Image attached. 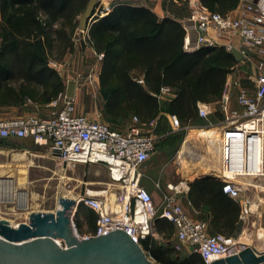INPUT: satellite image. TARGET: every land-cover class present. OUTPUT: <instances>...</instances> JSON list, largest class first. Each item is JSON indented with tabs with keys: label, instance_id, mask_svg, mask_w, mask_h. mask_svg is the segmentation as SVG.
<instances>
[{
	"label": "trees",
	"instance_id": "16d2710c",
	"mask_svg": "<svg viewBox=\"0 0 264 264\" xmlns=\"http://www.w3.org/2000/svg\"><path fill=\"white\" fill-rule=\"evenodd\" d=\"M239 1L200 0V4L224 15ZM88 2L0 0V108L21 107L27 100L46 104L64 92L63 81L50 62L73 51L78 18ZM184 38L181 23L160 19L145 7L116 5L104 17L96 18L86 41L103 55L99 82L105 94L106 120L124 121L136 116L142 123H149L157 117L175 115L187 124L198 120L199 102L220 99L227 77L238 62L222 47L187 52ZM135 69L144 72L142 84L131 76ZM164 88L176 92L174 99L160 100ZM221 188L222 183L216 180H196L189 196L195 206L209 208L211 233L232 236L240 207L223 195ZM84 219L89 225L96 222L95 215L88 214ZM155 225L158 228V221ZM75 226L81 228L78 221ZM141 246L158 264H204L197 254L182 260L174 258L177 252L162 247L153 237L142 241Z\"/></svg>",
	"mask_w": 264,
	"mask_h": 264
},
{
	"label": "built area",
	"instance_id": "2783aa9c",
	"mask_svg": "<svg viewBox=\"0 0 264 264\" xmlns=\"http://www.w3.org/2000/svg\"><path fill=\"white\" fill-rule=\"evenodd\" d=\"M181 24L185 31L184 50L187 52L203 47H222L229 52L231 48H236L243 58L246 52L253 51L264 59V4L245 3L238 16L211 12L197 4ZM191 35L195 36L194 40ZM235 39L240 41L238 48ZM262 67L263 64H260L253 92L240 89L235 110H229L228 83H225L226 89L220 97L223 117L211 125L216 132L219 131L221 145V172L216 176L222 183V193L239 200L242 219L249 213L251 205L249 200L241 198L246 188L239 180L264 176ZM169 90L164 88L161 94ZM50 105L56 111L49 116L27 114L0 118V140H30L62 165L98 164L107 168L110 182L119 186L120 192L111 204L97 192L78 199L84 210L96 216L94 231L85 238L123 229L141 244L148 237H153L152 223L163 219L175 229L173 249L176 252L188 249L190 255H199L204 264L235 255L244 248L229 236L210 233L207 221L190 217L177 202L176 195L181 191L178 186H167L172 194H163L161 204L157 205L152 195L138 185L139 169L152 158L158 140L163 137L145 131V126L155 125L154 120L142 123L133 116L126 129L120 131L77 114L74 99H68L65 92L60 93ZM197 113L200 119L209 118V103L199 102ZM170 119L172 126L178 129L180 121L177 116L171 115ZM114 169L121 172L120 180L113 177ZM138 207L144 216L142 222L136 220ZM73 227L76 231L74 223Z\"/></svg>",
	"mask_w": 264,
	"mask_h": 264
},
{
	"label": "rangeland",
	"instance_id": "374dc122",
	"mask_svg": "<svg viewBox=\"0 0 264 264\" xmlns=\"http://www.w3.org/2000/svg\"><path fill=\"white\" fill-rule=\"evenodd\" d=\"M156 0H99L95 14L97 17L108 14L116 5L127 4L131 6H151ZM169 0H162L167 3ZM87 32H81L76 29L74 35V49L72 52L64 55L59 61H51L50 67L56 69L66 80L75 78L80 83V92L74 98L75 111L79 115L86 116L90 120L99 121L110 126L113 129L123 131L128 126L129 120L110 122L106 120L103 114V105L105 101L104 90L100 88L99 76L102 65V54H98L93 47L87 43ZM236 47L240 45L238 39L234 40ZM260 64L264 59L255 52H246V56L238 62L233 71L228 75L227 92L230 97L229 110H235L236 97L240 89L254 90L256 78L260 74ZM66 87V83H65ZM65 92V90H64ZM28 102V101H27ZM28 107L17 116L35 114L39 116H49L56 108L50 103L38 104L29 100ZM211 114L207 119H198L197 121L183 124L175 129L172 126L170 115L163 116L155 125L145 126V131H151L157 136H163L157 142V149L154 157L144 164L140 173L142 181L152 186L159 196V188L167 181L172 186H177L186 180H192L197 177L209 176L213 170V153L207 150V143L198 139V142H190L185 151L186 165L183 167L181 162V149L189 129H197L198 125L203 123H216L222 120V108L220 99L217 102L209 103ZM11 116L8 110L0 108V118ZM171 124V126H170ZM219 131L216 135L219 137ZM194 134V133H193ZM201 134V133H200ZM17 142H32L30 140H17ZM182 143V144H181ZM23 156V158L21 157ZM21 157L20 159H18ZM17 160H16V159ZM208 160V162H207ZM205 161V162H203ZM193 165L202 168L199 173L191 171ZM204 166V167H202ZM190 167V168H188ZM210 167V168H209ZM207 168V169H206ZM209 173V174H208ZM161 176V180L155 177ZM0 181L13 184L17 192L26 193V205H23L21 199L13 201H0V219L6 220L12 226H18L28 220L31 212H54L58 205L57 199L61 196L78 199L91 192L97 194L108 201L110 204L120 192V187L115 186L109 180L107 168L103 165H62L58 159L50 156L46 151L30 152L28 154H16L10 150L0 148ZM245 181V182H244ZM241 183L245 185L241 198L249 200L251 205H255L241 222V228L232 236L236 242L247 246H259L264 244L263 239L259 240L258 233L264 234V177L257 179H247ZM160 182V183H159ZM244 182V183H243ZM158 186V187H157ZM181 191L176 195L177 200ZM154 199V197H153ZM21 201V202H20ZM155 202V201H154ZM134 203V202H133ZM76 214L73 217V223L77 221L82 223V228H76V233L83 237L85 233V222L83 221V205L78 203ZM255 210V211H254ZM78 211V213H77ZM200 219V218H199ZM81 225V226H82ZM158 244L165 243L164 238H154ZM170 247V246H167ZM173 248V247H171ZM186 254L177 252L173 254L174 258L179 260L186 258Z\"/></svg>",
	"mask_w": 264,
	"mask_h": 264
},
{
	"label": "water",
	"instance_id": "95a60500",
	"mask_svg": "<svg viewBox=\"0 0 264 264\" xmlns=\"http://www.w3.org/2000/svg\"><path fill=\"white\" fill-rule=\"evenodd\" d=\"M98 1L89 0L78 18L79 31L88 32L98 18L94 13ZM230 53L237 62L243 59L236 48H231ZM75 90L76 82L67 81L68 99L75 98ZM8 142L0 140V148L14 149ZM57 204L54 212H31L27 222L15 227L0 219V264H158L123 229L80 237L73 227L77 200L61 196ZM211 264H264V251L244 245L239 253Z\"/></svg>",
	"mask_w": 264,
	"mask_h": 264
},
{
	"label": "crops",
	"instance_id": "0c3cea01",
	"mask_svg": "<svg viewBox=\"0 0 264 264\" xmlns=\"http://www.w3.org/2000/svg\"><path fill=\"white\" fill-rule=\"evenodd\" d=\"M161 1L162 0H156L155 3L153 5H151V6L142 5V6H137V7H145L147 9H149L150 11H152L160 19L170 18V19H173V20H175V21H177L179 23H182L184 20H186L188 18V16L190 15L192 9L194 8V6L197 5V4H200V0H184L183 2H176V1L169 0L166 4L163 3V2H161ZM248 2H258L260 4H264V0H240L238 6L233 11L230 12L231 15H233V16L240 15L244 4L245 3H248ZM191 37L194 40L195 36L194 35H191ZM51 67H52V65H51ZM54 70L56 71V69H54ZM58 75L62 79L63 84L65 86V83H67V81H69V80H66L65 81V79L63 78V76L60 73H58ZM131 76L137 82H139L140 80L143 81L144 72L141 69H135V70H132L131 71ZM72 80H74L76 82L75 96H77L79 94V92H80V83L75 78H73ZM175 96H176V92L173 91V90H169L168 92L161 94L159 96V98H160L161 101L169 102L172 99H174ZM27 101H25V103L21 107H3L1 109H4V111L5 110H8L9 111V113L11 114V116H8V117H16L17 116L16 113L21 112L22 110H24V108L28 107L29 103H31V102H29V100H27ZM167 116L168 115H165V117H167ZM159 120H160V117H157V118L154 119L155 123L157 121H159ZM211 125H212V123H203L202 125H198L197 129H194V128L193 129H189V131L187 132V134L184 135L185 137H182L183 139L180 141V142H183V145H182L183 148L182 149H184V145L187 142H189V143L190 142H198V139H201L202 142L205 141L207 143V145H208L207 150H210V148H211L212 145L213 146H216V145H214V143H212V144L209 143V142H211V140H209V138L205 137L203 134H200L202 132H209V131H211V132H213V136H214V140L212 142H216V138H218V141L217 142H220L219 137L216 135V132H214L215 129L214 128H211ZM170 126H171V124H170ZM193 132H194V135L192 134ZM9 142H16V143L22 145L23 148L25 149V152L22 153V154H25L26 153V154L30 155V152H39L41 150L46 151L45 149H42V148L34 145L33 142H17V139L10 140ZM205 142H203V143H205ZM219 146H220V144H219ZM156 149H157V146H156ZM182 149H181V151H182ZM7 150H10L11 151V149H7ZM46 153H47V151H46ZM213 155H215V154H213ZM153 157H154V155L152 156V158ZM218 161H220V162H218ZM221 161H222V157H221V151H220V152L217 153V160L215 158L213 159V168L214 167L215 168L212 170V172H210V174H211V175L209 174L210 177H207V176L197 177V178L192 179V180H189V181L186 180L185 183L184 182H181L179 185H177L178 188L181 189V194H179V197H178L177 202L183 207V210L190 217H192L194 219H197V220H205V221H207L208 224H209V231H210V233H211V229H210V219H211V216H210V213H209V208H207L206 206H203L202 204H200L199 206H195L191 202V199H190V196H189L190 194L189 193H190V190H191V188L193 186V183L196 180H216V181H219L220 182V180L217 178L216 175H217V172L220 171ZM203 162H205V161H203ZM207 162H208V160H207ZM140 169L138 171L139 173H140ZM155 178L157 180H159V181L161 180V176L160 175H157ZM260 178L262 179V177H260ZM138 185L140 187L144 188L146 191H148L152 195V197H154L155 204H157V205L158 204H161V202H162V195L163 194H165V193L172 194L167 189V186L172 185V183L170 181H167L166 184H162V188L161 189L159 188V194L160 195L158 196L156 194V192L154 191V189L152 188V186H150L149 184H145L142 181V174L141 173H140V178H139V181H138ZM223 195H225V194H223ZM225 196L228 197V198H230L227 195H225ZM230 199L233 200V201H235L239 205V207H240L238 221L235 224L236 231H238L241 228V222H242V218H241V215H242L241 205H240L239 200H236V199H233V198H230ZM250 205H251V203H250ZM263 205H264V202H262L261 206L263 207ZM251 206H250V209H251ZM77 213H78V211H77ZM80 213H82L83 221L85 222L84 224L86 225L85 226L86 227L85 228V233H83V234H84V236H87V235L91 234L94 231L95 223H92L91 225H89V224H87V222L85 221L84 218L88 214H90V215H94V214H92L89 211H86L84 209H82V211ZM159 220H161V219H157V220H155L152 223L153 238H157V237L158 238H165V240H166V246L173 247V245L176 243V234H175L174 227L171 224H169L168 222H166L165 220H161L160 222H159ZM157 221H158V228L155 225L157 223ZM80 225H82V223H80ZM82 227H83V225L81 226V228ZM169 227L172 228V233L170 235L168 234V228ZM236 231L234 232V234L236 233ZM263 241H264V239H263ZM251 247L253 249H255L256 251H259V252L264 251V244H262V243L259 246L253 245ZM181 253L186 254L185 255L186 257L190 256V253H189L188 249H183V251Z\"/></svg>",
	"mask_w": 264,
	"mask_h": 264
},
{
	"label": "bare ground",
	"instance_id": "6f19581e",
	"mask_svg": "<svg viewBox=\"0 0 264 264\" xmlns=\"http://www.w3.org/2000/svg\"><path fill=\"white\" fill-rule=\"evenodd\" d=\"M214 131V130H213ZM214 132H216V131H214ZM194 133V132H193ZM192 133V134H193ZM201 134H203L205 137H207V138H209V140H211V142H209L210 144H212V143H214V145H216V146H211V148H210V152L211 153H213V154H215L214 156H213V159L215 158L216 160H217V153L218 152H220L221 151V145L219 146V144H220V142H217L218 141V138H216V142H212L213 140H214V136H213V132H211V131H209V132H202ZM194 135V134H193ZM216 136V135H215ZM217 137V136H216ZM208 140V141H209ZM220 140V139H219ZM189 142H187L185 145H184V149H182V151L180 152L181 153V162L183 163L182 165H183V167H184V165H186L187 164V162L185 161V157L184 156H186V155H184L185 154V151H186V149H187V147H188V144ZM183 148V147H182ZM213 148V149H212ZM214 150V151H213ZM220 155V154H219ZM22 158H23V156H21ZM21 157H19L18 159H20ZM21 158V159H22ZM16 159V158H15ZM17 160V159H16ZM218 162H220V161H218ZM216 164V163H215ZM214 164V165H215ZM202 167H204V166H202ZM220 167V166H219ZM188 168H190V167H188ZM210 168V167H209ZM215 168V167H214ZM213 168V169H214ZM207 169V168H206ZM217 169V168H216ZM200 170H202V168H198V167H196V166H194L193 165V169H192V167H191V171H194V172H196V173H199L200 172ZM219 171V170H218ZM113 177L116 179V180H120L122 177H121V172L120 171H118V170H116V169H114L113 170ZM211 172H212V170H211ZM221 172V168H220V171L219 172H217V175L219 174ZM209 174V173H208ZM211 175V174H210ZM245 179H240L239 181L240 182H242V181H244ZM247 180V179H246ZM245 182V181H244ZM243 182V183H244ZM15 199H17V201H18V199H21L22 200V202H23V205H26L25 204V202H26V200H27V197H26V193H19V192H17V189H16V187L13 185V184H11V183H5V182H3V181H0V201H13V200H15ZM72 199H75V198H72ZM75 200H77V199H75ZM21 202V201H20ZM58 205V204H57ZM255 205H252V208H255L254 207ZM255 211V210H254ZM136 220L138 221V222H142L143 220H144V216L141 214V210H140V207H138L137 208V215H136ZM258 238H259V240H262L263 238H264V234L262 233V232H259L258 233Z\"/></svg>",
	"mask_w": 264,
	"mask_h": 264
},
{
	"label": "flooded vegetation",
	"instance_id": "af4514ba",
	"mask_svg": "<svg viewBox=\"0 0 264 264\" xmlns=\"http://www.w3.org/2000/svg\"><path fill=\"white\" fill-rule=\"evenodd\" d=\"M10 141V140H9ZM11 146L14 147V149H11V152H15V153H24L25 149L23 148L22 145L16 143V142H8Z\"/></svg>",
	"mask_w": 264,
	"mask_h": 264
}]
</instances>
